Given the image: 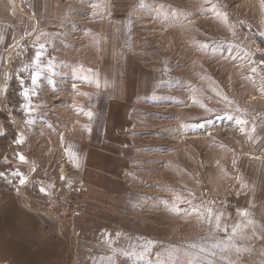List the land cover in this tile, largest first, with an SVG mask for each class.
<instances>
[{"label": "rangeland", "instance_id": "obj_1", "mask_svg": "<svg viewBox=\"0 0 264 264\" xmlns=\"http://www.w3.org/2000/svg\"><path fill=\"white\" fill-rule=\"evenodd\" d=\"M262 62L264 0H0V185L66 264H264Z\"/></svg>", "mask_w": 264, "mask_h": 264}, {"label": "crops", "instance_id": "obj_2", "mask_svg": "<svg viewBox=\"0 0 264 264\" xmlns=\"http://www.w3.org/2000/svg\"><path fill=\"white\" fill-rule=\"evenodd\" d=\"M6 159L1 147L0 165ZM40 212L0 185V264H66L70 246L62 222Z\"/></svg>", "mask_w": 264, "mask_h": 264}, {"label": "built area", "instance_id": "obj_3", "mask_svg": "<svg viewBox=\"0 0 264 264\" xmlns=\"http://www.w3.org/2000/svg\"><path fill=\"white\" fill-rule=\"evenodd\" d=\"M85 191L71 192L69 195H66L65 198L69 196V203L62 207L63 213L65 216L70 218H76L81 216L86 212L87 201H85L86 194Z\"/></svg>", "mask_w": 264, "mask_h": 264}, {"label": "snow or ice", "instance_id": "obj_4", "mask_svg": "<svg viewBox=\"0 0 264 264\" xmlns=\"http://www.w3.org/2000/svg\"><path fill=\"white\" fill-rule=\"evenodd\" d=\"M38 55H39V53H38ZM262 63H264V62H262ZM32 79H33V82H35L36 81V79H37V76L36 75H33V77H32ZM202 107H204V105H201ZM208 111L209 112H211V111H213L212 109H208ZM89 116H91V113H89L88 114ZM19 142H22V140L21 141H19ZM20 159L21 160H24V157H23V155H20ZM4 174L3 173H0V176H3ZM13 175H20V176H22V174H20V173H13ZM20 183L21 184H24L25 183V178H21L20 179ZM41 191H45V189H41ZM175 207V206H174ZM210 211V210H209ZM219 220V217H217V221ZM193 246H195V245H193Z\"/></svg>", "mask_w": 264, "mask_h": 264}, {"label": "bare ground", "instance_id": "obj_5", "mask_svg": "<svg viewBox=\"0 0 264 264\" xmlns=\"http://www.w3.org/2000/svg\"><path fill=\"white\" fill-rule=\"evenodd\" d=\"M116 47H117V45H116ZM117 49V48H116ZM82 57V56H81ZM82 58H84V57H82ZM83 60V59H82ZM134 78V77H133ZM122 82H124V81H122ZM125 84V83H124ZM125 86V85H124ZM147 89V88H146ZM147 91V90H146ZM106 92V91H105ZM145 92V91H144ZM124 94V93H123ZM101 95V94H100ZM113 95V94H112ZM135 95V94H134ZM107 96H108V94H107ZM111 96V95H110ZM132 96V95H131ZM106 98V97H105ZM131 99V98H130ZM133 99V98H132ZM111 101V100H110ZM124 101V100H123ZM126 101V100H125ZM119 104V103H118ZM120 104H121V101H120ZM130 105V104H129ZM117 106H120V105H117ZM123 106V105H122ZM122 109H123V107H122ZM115 110H116V108H115ZM116 112V111H115ZM114 117H115V115H114Z\"/></svg>", "mask_w": 264, "mask_h": 264}]
</instances>
